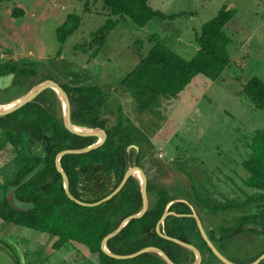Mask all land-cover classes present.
Instances as JSON below:
<instances>
[{
  "label": "rangeland",
  "instance_id": "374dc122",
  "mask_svg": "<svg viewBox=\"0 0 264 264\" xmlns=\"http://www.w3.org/2000/svg\"><path fill=\"white\" fill-rule=\"evenodd\" d=\"M88 2L0 3V77L8 80L6 86L0 85V105L46 79L65 87L80 82L99 85L110 97L103 111L107 124L118 121L120 105L126 124L137 137L134 145L138 149L128 150L141 148L146 170L155 182L158 179L176 196L188 199L196 194L208 205L242 203L252 192L243 184L247 172L242 161L250 152L252 134L264 127V107L257 108L243 91L253 76L264 81V0H149L154 9L175 17L155 18L145 26L119 20L110 27L99 51L90 40L110 16L103 1ZM222 7L233 11L225 28L231 38L228 65L215 80L197 75L199 78L190 81L194 82L192 90L189 83L182 88L196 92L190 95L196 98L160 95L150 108L140 109L131 89L120 82L148 53L152 34H158L177 54L190 58L197 48L194 33ZM16 8H22L24 14L14 17ZM71 13L81 17V24L62 43L57 28ZM14 158L11 148H0V199L4 183L19 165ZM191 208L195 212L199 209L193 204ZM203 210L200 213L206 227L221 218L252 211L253 205L233 208L225 215L205 214ZM53 240L45 233L0 221V264H76L80 256L70 246L54 250ZM6 242L12 249L6 248ZM263 248L264 237L245 233L236 236L223 253L234 263H243ZM212 259L200 264H222Z\"/></svg>",
  "mask_w": 264,
  "mask_h": 264
},
{
  "label": "trees",
  "instance_id": "16d2710c",
  "mask_svg": "<svg viewBox=\"0 0 264 264\" xmlns=\"http://www.w3.org/2000/svg\"><path fill=\"white\" fill-rule=\"evenodd\" d=\"M3 1L0 0V3ZM101 1L110 17L93 32L90 43L96 45V51L106 42L110 27L119 20L129 19L138 26H145L155 18L175 17V14L154 9L149 5V0ZM89 3L86 0V4ZM23 14L22 8L13 10L14 17ZM232 16L231 9L222 7L203 22L195 34L197 49L190 58L177 54L159 39L158 34L153 33L149 39L153 43L148 53L143 55L139 64L120 84L131 89L135 100L140 102V109H148L160 95L166 98L176 96L197 75L215 80L230 61L227 45L231 38L225 33V28ZM80 24L81 17L78 14H69L67 20L57 28L59 40L64 43ZM61 86L70 99L72 122L81 127H100L108 134L100 146L86 153L66 154L61 158L72 195L84 202L98 201L119 185L127 169L133 165L143 168L148 178V211L143 216L130 219L119 233L109 239L107 247L110 251L130 254L143 247H160L178 264H191L194 261L193 252L156 231L157 222L169 204V210L182 214L191 213L190 205L193 204L199 208L196 213L201 224L203 219L200 209H205V214L225 215L228 210L242 206L246 208L252 204V211L234 214L229 219L221 218L219 223L209 221L211 224L206 227L204 225L208 237L222 255L227 247L232 246L236 236L249 233L264 237V127L252 134L248 144L250 152L242 161L247 172L243 184L252 189L242 203L208 205L196 194L185 202L177 200L164 183L151 178L140 148L137 152L126 149L136 144L137 137L133 135L131 126L126 124L120 105L118 121L113 125L107 124L103 111L110 98L108 93L99 85L81 82L75 86ZM243 91L257 108L264 107L262 79L251 77L243 85ZM62 111L57 93L53 89H46L34 101L0 117V148H11L14 161L19 164L13 177L7 179L2 187L0 221L49 235L54 239V250L71 247L80 256L76 264H167L160 255L154 253L117 259L102 249L103 238L114 231L126 216L141 210L140 181L138 177L131 176L118 194L97 206H80L70 200L64 188L63 176L56 166V154L63 149H79L89 145L97 137L72 134L63 123ZM34 171L36 173L25 182ZM13 189H16L15 203L24 210H17L10 205L7 195ZM160 228L165 234L197 247L203 261H212V258L218 260L202 239L192 217L169 215ZM6 246L12 249L10 243L6 242ZM263 251L264 248L241 264L251 262ZM258 264H264V259Z\"/></svg>",
  "mask_w": 264,
  "mask_h": 264
},
{
  "label": "water",
  "instance_id": "95a60500",
  "mask_svg": "<svg viewBox=\"0 0 264 264\" xmlns=\"http://www.w3.org/2000/svg\"><path fill=\"white\" fill-rule=\"evenodd\" d=\"M46 89H53L57 93V95L61 101L62 108H63V123H64L65 127L72 134L81 135V136H96L97 137L96 141L89 144V145L80 147L79 149H69V148L63 149V150H60L56 154L57 155L56 156V166H57L58 171L63 176L64 188H65V191H66L67 195L69 196L70 200L74 201L76 204H78L80 206L81 205H83V206H97V205L102 204L103 202L110 200L116 194H118L131 176H136L139 178L140 185H141L142 201H143V206H142L141 210L138 213L126 216L120 222V224L117 226V228H115L114 231H112L111 233L106 235L103 238L102 243H101L102 249L108 255H110L114 258H117V259H131V258H135L141 254L154 253V254L160 255L162 257V259L167 264H178L160 247H158V248L157 247H146V248L143 247V248L139 249L138 251L130 253V254H116V253H113L112 251H110L107 247V242L109 241V239L112 238L113 236H115L117 233H119L121 228L130 219L145 215L149 209V199H148V193H147L148 178H147V175L145 174L144 169L141 168L140 166L133 165V166L129 167L127 169L123 179L119 183V185L112 192H110L108 195H106L105 197H103L102 199H100L98 201L84 202L82 200L81 201L78 200L77 198H75L72 195V193L70 191L68 174L66 173V171L61 166V162H60L61 158L66 154L79 155L80 153H86V152L100 146L105 141V139H107L108 134H107V131L105 129L100 128V127H90V128L87 127L86 129H79L78 127H81V126L80 125L76 126L72 122L70 99H69L68 93L61 86V84H59L58 82H56L55 80H52V79H46V80H43V81L37 83L36 85H34L30 89V91L25 93L19 99L15 100L13 102V104L9 105L8 107L0 109V117L7 115L9 113H12V112L20 109L21 107H23L27 103L34 101ZM130 147H134L135 149H138L137 146L134 144L129 145L126 149L128 150ZM36 171H34L33 174L25 180V182L30 180L31 177L36 173ZM15 190L16 189H13L8 193L7 199L9 201L10 205L12 207H14L15 209L24 210V208H21L20 206H18L15 203V200H14ZM169 205L167 206L163 215L160 216V218L157 222V225L155 227L156 231L161 236H163V237H165V238H167V239H169V240H171L177 244H180L181 246H183V247L189 249L191 252H193L194 261L191 264H200L201 263V261H202L201 253H200L199 249L197 247H195L194 245H192L188 242H185V241L181 240L180 238L167 235L162 231V229L160 227H161L164 219L169 215H177V216L187 215V216L192 217L194 222H195V225L198 228V231H199L202 239L205 241V243L207 244V246L209 247L211 252L216 256V258L219 260L220 263H222V264H241V263H237V262L234 263V262L230 261L229 259H227L224 255H222L219 252V250L215 247V245L212 243V241L208 237V235L205 231V228H204V226H202L201 221L198 217L199 215L194 211V209L191 208L192 212L189 214H182V213H177L175 211L169 210ZM190 207H191V205H190ZM263 259H264V251L258 257H256L254 260H252L251 262L245 263V264H258Z\"/></svg>",
  "mask_w": 264,
  "mask_h": 264
},
{
  "label": "crops",
  "instance_id": "0c3cea01",
  "mask_svg": "<svg viewBox=\"0 0 264 264\" xmlns=\"http://www.w3.org/2000/svg\"><path fill=\"white\" fill-rule=\"evenodd\" d=\"M122 20H128V19H122ZM201 26V25H200ZM194 35H195V33H194ZM195 45V44H194ZM197 46V45H196ZM197 49V48H196ZM197 78H199L198 76H196ZM196 78V79H197ZM2 79V81H1V83H0V85L3 83V86H6V82H8V80L6 81L5 80V77L4 76H1L0 77V80ZM196 79H193L194 81L196 80ZM193 84H194V82H189V86H190V89L192 90L193 89ZM34 86V85H33ZM26 92H24V93H22V94H20L19 96H17V97H15V98H13V99H11V100H9V101H7V102H4L3 104H1V105H4V104H8V103H10V102H14L15 100H17V99H19L20 97H22L24 94H25ZM182 94L184 95V96H188L189 97V99L191 98V97H193V98H196V97H194V96H190V95H194V94H196L197 95V93L196 92H188L187 90H183V91H180L179 93H178V96L179 97H181L182 96ZM178 102V101H177ZM0 105V106H1ZM177 106H179V102H178V105ZM175 107V106H174ZM138 141V140H137ZM139 142V141H138ZM146 142V141H145ZM138 148V147H137ZM140 148V147H139ZM141 149V148H140ZM166 153H167V155H169L170 157L169 158H172L171 156H172V154L170 153V152H165V155H166ZM164 157V156H163ZM185 192H186V186H185ZM177 197V200H182V201H188L187 200V198L186 197H184V196H176Z\"/></svg>",
  "mask_w": 264,
  "mask_h": 264
},
{
  "label": "bare ground",
  "instance_id": "6f19581e",
  "mask_svg": "<svg viewBox=\"0 0 264 264\" xmlns=\"http://www.w3.org/2000/svg\"><path fill=\"white\" fill-rule=\"evenodd\" d=\"M11 104H13V102H10V103H8V104H4V105H1L0 106V109H2V108H5V107H8L9 105H11ZM79 129H86L87 127H78Z\"/></svg>",
  "mask_w": 264,
  "mask_h": 264
}]
</instances>
